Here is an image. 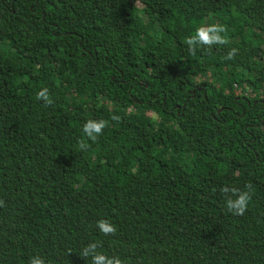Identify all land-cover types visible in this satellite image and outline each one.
<instances>
[{
  "label": "trees",
  "instance_id": "16d2710c",
  "mask_svg": "<svg viewBox=\"0 0 264 264\" xmlns=\"http://www.w3.org/2000/svg\"><path fill=\"white\" fill-rule=\"evenodd\" d=\"M211 23L230 43L190 56ZM0 199V264H264V0H0Z\"/></svg>",
  "mask_w": 264,
  "mask_h": 264
},
{
  "label": "clouds",
  "instance_id": "9594fccd",
  "mask_svg": "<svg viewBox=\"0 0 264 264\" xmlns=\"http://www.w3.org/2000/svg\"><path fill=\"white\" fill-rule=\"evenodd\" d=\"M228 29L226 25L220 23L203 24L194 29L193 34L184 38V44L187 47L190 56H196L198 49L211 50L213 46H227L230 39L227 35ZM238 53L237 48H231L226 56V60H233ZM36 98L43 102L45 107L53 105L54 101L49 94V90L45 87L36 93ZM111 121L119 122L121 117L113 114ZM109 126V120L88 119L82 125L84 138L78 142L79 150H86L90 147L88 141L96 142L103 130ZM246 190H240L235 187L223 186L220 191L225 197V208L227 212L233 215H243L248 209L249 202L252 198L251 185H245ZM0 207H4V201L0 199ZM96 227L104 236H113L117 232V228L107 219H100L96 222ZM101 247L97 241L88 242L79 252V255L90 261V264H124V261L115 255H107L98 249ZM28 264H46L41 256H32L29 258Z\"/></svg>",
  "mask_w": 264,
  "mask_h": 264
},
{
  "label": "rangeland",
  "instance_id": "374dc122",
  "mask_svg": "<svg viewBox=\"0 0 264 264\" xmlns=\"http://www.w3.org/2000/svg\"><path fill=\"white\" fill-rule=\"evenodd\" d=\"M147 113H148V115H149V116H152V115H153V114H152V113H150V112H147Z\"/></svg>",
  "mask_w": 264,
  "mask_h": 264
}]
</instances>
